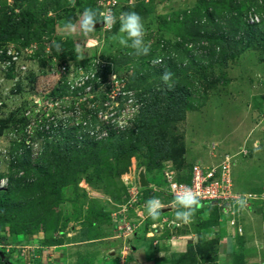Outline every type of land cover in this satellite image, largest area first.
<instances>
[{
    "label": "rangeland",
    "instance_id": "rangeland-1",
    "mask_svg": "<svg viewBox=\"0 0 264 264\" xmlns=\"http://www.w3.org/2000/svg\"><path fill=\"white\" fill-rule=\"evenodd\" d=\"M239 2L251 9L246 24L258 21L255 31L264 40V0ZM5 6L15 8L14 0H0V10ZM133 6H139L150 52L164 56V45L166 52L176 53L166 61L180 72V79H171V89L161 80L160 65L154 67L148 55L131 54L113 39L119 22L111 30L98 22L88 35L64 29L86 7L118 17ZM58 7L35 25L39 39L26 34L0 39V50L12 46L18 56L21 50L29 54L18 72L20 62L7 66L0 58V120H7L0 135L5 261L131 264L133 258L139 264H217L220 248L228 249V243L236 257L244 247L257 250L258 238L263 248L264 45L245 51L239 45L235 58L206 69L204 55L222 44L184 41L196 33L192 18L203 20L197 0H76L75 6L60 0ZM225 10L215 9V24L221 25ZM45 20L53 25L43 26ZM203 31L217 32L214 26ZM240 36L227 38L235 43ZM202 72L212 75L211 85ZM187 76L192 83L180 95L175 83ZM151 92L161 100H146L140 116V93ZM112 134L116 138H109ZM194 166L208 172L215 168L217 181L228 178L231 191L217 206H199L194 222H179L165 174L187 183ZM141 169L148 188L138 184ZM152 197L164 205L156 219L146 217L145 202ZM124 224L134 225L137 234L123 239L119 227ZM151 243L161 244L160 253L152 254Z\"/></svg>",
    "mask_w": 264,
    "mask_h": 264
},
{
    "label": "trees",
    "instance_id": "trees-1",
    "mask_svg": "<svg viewBox=\"0 0 264 264\" xmlns=\"http://www.w3.org/2000/svg\"><path fill=\"white\" fill-rule=\"evenodd\" d=\"M59 1L60 0H45L43 2H39L38 0H14L15 8L10 9L9 6H5L4 8L0 10V31H2L0 39H6V37L12 36L14 34H26L28 38L30 36H34L39 39L41 37V33L39 32L40 29L39 28L35 29V25L38 24L44 16L48 15L49 12L51 11L55 12V10L57 9L59 10L61 8V7H58ZM24 3L26 4V6H23ZM197 4H198V9L203 11V16H202L203 23L202 21L198 22V20H196L195 18H192L191 26L193 30L196 31L195 35L188 34V37L185 40H184V37L181 35L179 36V38L181 41L183 40L186 41V43L195 41L198 44L199 42L207 41L209 43L222 44L221 47L219 46L210 47V49L213 48L212 49L213 52H209V53L207 52L204 55L205 60L202 59V61H205L204 63H206L205 64L206 69H208L209 67L210 69H212L213 66L214 67L220 66L221 61L226 62V60L228 59L235 58V56L240 53L236 51V47H238L239 45L243 46L241 49L242 51H245L246 49H250V48L257 49L259 47H262V45H264L263 38H261L259 33L255 31L257 30L255 28L261 27V25L258 23L259 25L256 24L255 26H250V25H247L245 22L244 16L246 15L245 17H247L250 14V10H251V9L248 10L247 3L242 4L239 2V0H197ZM208 5H211V6H208ZM138 7L139 6H133L128 11L138 12L139 11ZM217 8H220L223 10L226 9L225 14H223V16L219 18L221 25L215 24V15L213 12ZM198 9H195L196 16L200 14V11ZM15 10L19 11V16H16ZM186 15L187 14H185V16ZM51 23H52L51 20H49V22L45 20L43 26L53 25ZM206 26L207 27L214 26V29H216L217 32L213 34L212 36L210 35V31L201 32L203 30V27H206ZM240 30H242L241 31L242 33L239 32ZM236 34L241 35L239 42L234 43L233 41H228L227 37L236 36ZM231 43L233 45H230ZM169 44L170 43H168V45ZM160 45L161 43H158L155 45V47H160ZM163 47H164V56L162 54H160L161 57L159 56L160 58L163 59V64L160 65V68H162V70L164 69V71L167 70V71L172 72L173 73L172 78L180 79V72H178L179 70L176 67L177 65H173L172 60H169L168 62H166L168 59L173 57V55H175L176 53H172V51L166 52L167 47H165L164 45ZM231 47L234 49L235 52H229V53L225 52V50H229V48ZM207 49L209 50V48ZM216 49H218L217 52H216ZM220 49H223L224 51H221ZM216 57L217 59L215 60L216 61L215 65H213L214 63L213 60ZM155 58L157 57L154 54H152V52H150L147 59L149 61H152ZM168 66H173V67H171V70H169ZM203 69L204 68L202 67V70ZM202 74H203L202 77L205 79L207 84L211 85L208 82V79L209 77H212V75H210V73L207 74V72H202ZM139 79H144V78L140 77ZM191 83L192 81L190 80L189 76L185 77L184 80H178L175 84H176V87L179 88L178 89L179 94L185 95L187 88L189 86L188 84H191ZM140 96L143 97V99L139 98L143 103V108L141 109L139 113L140 116H142L145 112L146 100L148 103L152 100H155V101L161 100L159 95H154V93L152 92L149 93L148 96H145L144 94L140 93ZM170 101L177 103V101H175L174 99H171ZM179 102L182 103L183 100ZM155 108H159V107L156 106ZM6 122L7 120L6 121L0 120V135L2 131L5 129ZM113 137H115V135L112 134L110 135L109 138H113ZM136 234L137 232L134 234V236ZM150 248H152L153 255H155L156 253L160 251V247L157 244L151 243ZM1 254H3L2 251H0V264H9L8 261L4 260Z\"/></svg>",
    "mask_w": 264,
    "mask_h": 264
},
{
    "label": "clouds",
    "instance_id": "clouds-1",
    "mask_svg": "<svg viewBox=\"0 0 264 264\" xmlns=\"http://www.w3.org/2000/svg\"><path fill=\"white\" fill-rule=\"evenodd\" d=\"M75 3L76 0H68L69 6H75ZM98 16L102 17L103 19L98 21ZM98 22L103 23L108 30H111L112 27L117 22H119L118 34L114 35L113 39L116 40L120 46L131 49V54H134L136 56H146L150 54L151 44L146 43L147 29L145 27L144 20L135 11H124L121 12L117 17L110 10L105 13H100L98 12V10L92 7H86L79 14L75 22L71 20L66 21L64 24V29L70 34L75 33L78 30L81 34L88 35L95 30V26ZM256 24H258V22L255 23L253 21V23L249 25L254 26ZM53 44L55 45V42H53ZM55 46L59 48V45ZM20 62L21 64H23V58H21ZM151 63L155 67L157 65L163 64V59L157 57L153 59ZM16 69V72H18L19 67H15V70ZM172 76L173 73L167 70L164 71L161 76V80L169 89L173 87V85L170 83ZM119 126L121 128L125 127L126 121L121 120ZM3 185V182L0 183V188H3ZM240 203L241 205H243V201H241ZM199 205L207 204L200 203V199L197 193L186 186L178 188L173 200L171 201V206L175 209V220L184 223L194 222L195 213ZM211 205L213 206V204ZM163 208L164 205L158 197H152L148 199L145 202L146 217L151 219L158 218ZM228 219L229 217L226 216V222L229 224ZM158 253H160V251Z\"/></svg>",
    "mask_w": 264,
    "mask_h": 264
},
{
    "label": "built area",
    "instance_id": "built-area-1",
    "mask_svg": "<svg viewBox=\"0 0 264 264\" xmlns=\"http://www.w3.org/2000/svg\"><path fill=\"white\" fill-rule=\"evenodd\" d=\"M102 5L104 6V4ZM110 5H111L110 2H108L107 6L110 7ZM11 49H12V46H7L6 48H3L0 50V58L6 61L7 66L11 65L13 62H16V65H18V62H20L21 58H23L26 55H29L28 53L24 54V51L21 50L18 56V54L15 52H12ZM19 65H20L19 69L21 68L19 71H24V65L21 64V62ZM16 71L17 69L15 70V72ZM215 174H216L215 168L214 170L208 172V171L202 170L199 166H194L190 180L187 183H181L177 180V178H174L171 173H166L165 180H164L166 181L165 183L166 193L169 198L171 197L173 199L178 188L186 186L192 189L195 193H197L200 199V203L213 204V206L214 205L217 206L219 202L222 201V199H226V196L229 195L231 190H230L229 179L227 178V180H221L219 182L217 181V178H215ZM224 187H227L228 192L221 191V189H223ZM123 219L127 220L125 215H123L122 220ZM228 222H229V225L235 227L236 223L234 220L229 218ZM131 225L124 224L123 227L122 226L119 227V231L123 235V239H126L129 236H132L133 234L136 233L137 228H135L134 225L133 226ZM235 230L237 232H240L239 227H237V229L235 228ZM119 236L121 237V235ZM160 247H161V244H160Z\"/></svg>",
    "mask_w": 264,
    "mask_h": 264
},
{
    "label": "crops",
    "instance_id": "crops-1",
    "mask_svg": "<svg viewBox=\"0 0 264 264\" xmlns=\"http://www.w3.org/2000/svg\"><path fill=\"white\" fill-rule=\"evenodd\" d=\"M199 206L201 207L203 205H199ZM225 220H226V217H225ZM254 226H256V225H254ZM257 226L260 229V226L258 223H257ZM245 228H246V223H245ZM243 239L246 240V238H243ZM258 239H259V241H261V238H258ZM227 240H232V239L228 238ZM255 241H257L256 247H258V249L257 250H255V249L249 250V249H244V248H246V247H244L243 248L244 251H242L240 253L239 257L234 256V254L238 253V252H236V249L234 247H231L230 243H228V249H226L225 245L222 246L220 248V251L218 252L219 257L216 259L217 264H264V247L259 249V241L258 240H255ZM185 245L188 246V244H185ZM263 245H264V243H263ZM179 249H180V247H179ZM133 250H135L134 247H133L132 251ZM132 256H133V253H132ZM156 256L159 257L158 254ZM112 263H118V262L113 261ZM129 263L139 264L137 261L133 260V258H132V261H129Z\"/></svg>",
    "mask_w": 264,
    "mask_h": 264
},
{
    "label": "water",
    "instance_id": "water-1",
    "mask_svg": "<svg viewBox=\"0 0 264 264\" xmlns=\"http://www.w3.org/2000/svg\"><path fill=\"white\" fill-rule=\"evenodd\" d=\"M138 184L141 188H148L150 186V184L147 182L143 169H141L138 173Z\"/></svg>",
    "mask_w": 264,
    "mask_h": 264
}]
</instances>
